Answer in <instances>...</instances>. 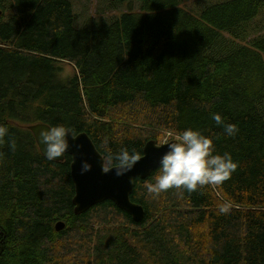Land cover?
<instances>
[{"label": "trees", "instance_id": "obj_1", "mask_svg": "<svg viewBox=\"0 0 264 264\" xmlns=\"http://www.w3.org/2000/svg\"><path fill=\"white\" fill-rule=\"evenodd\" d=\"M112 2L138 8L76 29L70 0H0V264H264V0ZM36 123L86 133L107 166L106 149L141 156L194 128L236 170L156 199L144 185L159 169L137 179L139 223L111 201L76 216L71 157L40 155Z\"/></svg>", "mask_w": 264, "mask_h": 264}, {"label": "clouds", "instance_id": "obj_2", "mask_svg": "<svg viewBox=\"0 0 264 264\" xmlns=\"http://www.w3.org/2000/svg\"><path fill=\"white\" fill-rule=\"evenodd\" d=\"M212 119L222 125L228 137H235L239 131L237 125L225 123L219 113H213ZM71 130L63 125L49 126L41 129L40 143L43 145L45 158L55 160L68 149V136ZM6 135V129L0 126V140ZM173 135V134H170ZM75 139V136H72ZM167 150L159 161V170L154 180L144 185L148 196L158 198L170 189L186 190L189 193L203 186L220 185L228 180L236 170V164L230 153L214 154L213 139L198 129L186 128L173 135L172 141H165ZM14 146V143H13ZM109 168L115 169L116 175H123L141 159L134 149L122 148L113 153L106 149ZM89 164L83 163L81 171H88ZM230 205L226 202L217 205L220 214L227 215Z\"/></svg>", "mask_w": 264, "mask_h": 264}, {"label": "water", "instance_id": "obj_3", "mask_svg": "<svg viewBox=\"0 0 264 264\" xmlns=\"http://www.w3.org/2000/svg\"><path fill=\"white\" fill-rule=\"evenodd\" d=\"M45 127L48 126L39 124L30 127L44 157L43 145L40 143V132ZM72 136L71 133L68 136V149L55 160H62L66 155L72 159V171L76 180V205L78 208L76 213L111 201L119 208L127 211L134 222L142 221L145 215L144 209L130 202L134 184L137 179L145 180L159 169V161L167 150V144L157 145L154 141L147 142L141 159L131 171L118 176L115 174L114 168L105 171L104 158L97 153L91 140L85 134H79L75 136V139ZM83 163L89 164L88 171H81Z\"/></svg>", "mask_w": 264, "mask_h": 264}, {"label": "rangeland", "instance_id": "obj_4", "mask_svg": "<svg viewBox=\"0 0 264 264\" xmlns=\"http://www.w3.org/2000/svg\"><path fill=\"white\" fill-rule=\"evenodd\" d=\"M133 1V0H129ZM193 0H188V3L192 2ZM208 1V0H206ZM211 1H225V0H211ZM73 5V10L76 14V19L74 21V27L76 29H81L86 26V23L91 22H103L104 16L112 15V17L119 16L120 14L127 12V11H136L138 8V3L136 2H125L121 5L120 8L116 9V4L111 3V7L116 9H112L108 3L109 0H70ZM109 11H111L109 13ZM98 12L103 13L99 14ZM108 24V23H104ZM253 29L258 30L260 26H264V15L259 16L253 23ZM251 26V23L250 25ZM71 75V67L69 65H65L64 71L58 73V76L61 79H65ZM172 140V139H171ZM107 167V166H106Z\"/></svg>", "mask_w": 264, "mask_h": 264}, {"label": "bare ground", "instance_id": "obj_5", "mask_svg": "<svg viewBox=\"0 0 264 264\" xmlns=\"http://www.w3.org/2000/svg\"><path fill=\"white\" fill-rule=\"evenodd\" d=\"M134 13V12H133ZM46 125V126H48L47 124H44V123H36V124H32V125H29V126H27V129H28V131L31 133V135H32V137H33V139H34V142L36 143V141H35V138H34V136H33V133L31 132V130H30V127H32V126H35V125ZM49 127V126H48ZM71 133V132H70ZM72 134V133H71ZM79 134H85L88 138H89V136L86 134V133H78V134H76V135H74V134H72V135H74V136H77V135H79ZM90 139V138H89ZM91 140V139H90ZM169 141H171V140H169ZM168 141V142H169ZM92 142V141H91ZM156 143V142H155ZM162 143H165V141H163ZM161 143V144H162ZM92 144H93V142H92ZM161 144H159V145H161ZM36 145H37V143H36ZM146 145V144H145ZM93 146H94V144H93ZM37 148H38V151H39V153H40V155H42L41 154V152H40V150H39V147H38V145H37ZM94 148H95V146H94ZM144 148H145V146H144ZM144 148H143V150H144ZM95 150H96V148H95ZM97 151V150H96ZM97 153L98 154H100L98 151H97ZM142 154H143V151H142ZM101 155V154H100ZM43 156V155H42ZM67 156V155H66ZM69 156V155H68ZM102 156V155H101ZM142 156V155H141ZM44 157V156H43ZM103 157V156H102ZM45 158V157H44ZM65 159V156L63 157V159L62 160H52V161H54V162H62L63 160ZM104 162H105V160H104ZM72 159H71V162H70V167H69V169H70V178H71V181H72V184H73V188H74V195H73V198H72V200H71V202H72V206H73V210H72V212H73V214L74 215H76V216H78V215H81V214H83V213H85V212H87L89 209H87V210H85V211H83V212H81V213H76L77 212V210H78V208H77V205H76V180H75V177H74V175H73V171H72ZM107 165L105 164V168H109V166H107ZM130 202H131V204H133V205H137V204H135V203H133L131 200H130ZM99 205V204H98ZM115 205V204H114ZM116 206V205H115ZM137 206H140V205H137ZM118 209H120V210H122V211H124V212H126L127 214H129L127 211H125V210H123V209H121V208H119L118 206H116ZM140 207H142V206H140ZM92 208V207H91ZM143 208V207H142ZM130 215V214H129ZM131 216V215H130ZM132 218V217H131ZM134 222V221H133ZM136 223V222H135ZM139 223V222H138ZM64 227H65V224H64V222L63 221H58V222H56L55 224H54V230L56 231V232H59V231H61L62 229H64Z\"/></svg>", "mask_w": 264, "mask_h": 264}]
</instances>
